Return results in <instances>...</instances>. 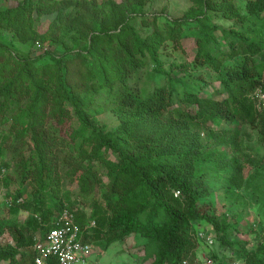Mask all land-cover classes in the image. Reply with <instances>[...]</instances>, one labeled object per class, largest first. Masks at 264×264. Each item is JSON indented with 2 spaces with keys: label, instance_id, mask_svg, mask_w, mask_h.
<instances>
[{
  "label": "trees",
  "instance_id": "1",
  "mask_svg": "<svg viewBox=\"0 0 264 264\" xmlns=\"http://www.w3.org/2000/svg\"><path fill=\"white\" fill-rule=\"evenodd\" d=\"M223 2L221 18L232 21L230 15L239 12L241 25L228 28L218 25L208 12L212 5L195 16L205 38V56L217 69L220 82L218 94L206 97L200 94L201 86H176L175 77L164 68L155 41L164 39L165 35L154 31L151 36H142L132 23L143 8L140 0H125L113 31L101 29L100 33L92 34V40H86L83 49L54 56L52 63L35 67L29 56L11 61L8 58L10 47L0 41V96L6 97L0 98V106L11 113L20 99L28 101L27 107L17 114L14 109L16 123H23L14 128V136L29 149L19 166V170H25L22 182H39L37 195L43 207L42 224L35 216L27 223L12 217L0 218V237L8 231L14 241L0 244V263L16 264L19 259L17 264H33L37 255L34 244L40 235L28 238L27 232L41 225L44 236L59 211L69 205L64 203L70 198L69 194L65 199L48 194L62 163L75 177L84 175L82 193L88 195L99 188V181H95V174L91 175L87 160L101 162L105 153L113 151L118 161H110V170L104 168L110 177L109 187L103 192L106 207L95 197L91 218L80 219L79 212L75 211L80 225L90 219L96 221L94 236L104 227L121 230L120 237L138 232L148 239L147 248L154 253L152 264H183L185 260L195 261L193 258L197 256L189 229L193 228L198 241H203L199 232L210 235L213 231L222 244L243 246L244 253L235 255L241 258V264H264V238H259L252 249L246 248L244 239L229 238L233 230L236 233L242 230L238 223L217 214L216 205L209 200L208 180L198 168L200 160L212 158L204 155L202 141L198 138L200 133L192 129L198 120L208 122L236 117L257 126L264 138V111L251 99L256 89L264 91V44L256 37L258 32L254 28L258 20H264V0ZM57 3V0H23L18 7L0 5V23L15 10L35 7L37 13H42L48 6L55 8ZM76 19L73 18L72 24ZM219 28H224L230 47L219 48L221 60L217 61V53L211 54L214 52L208 45L212 39H217L213 33ZM101 35L109 42L118 41L116 46L111 44V57L95 46ZM259 53L261 61L257 59ZM147 65L154 66L150 80L140 84L139 70ZM165 75L174 80L170 85L163 81ZM132 79L135 85L131 84ZM100 95L103 98H98ZM218 95L223 98L218 99ZM101 99L112 104V109L121 116L123 122L118 129L104 131L98 127ZM70 107L78 117L77 123L69 122ZM132 125L151 128L146 136L136 140V146L123 138ZM68 130L71 132L67 139L73 151L70 156L62 157L58 153L66 144L62 135ZM237 133L229 137L236 146ZM228 160V156H223L218 163L221 168L232 170L233 167L230 177L241 185L242 163L236 158ZM16 203H20L18 199ZM84 236L87 241L91 240L88 232ZM213 257L214 264L225 263L217 254Z\"/></svg>",
  "mask_w": 264,
  "mask_h": 264
},
{
  "label": "rangeland",
  "instance_id": "2",
  "mask_svg": "<svg viewBox=\"0 0 264 264\" xmlns=\"http://www.w3.org/2000/svg\"><path fill=\"white\" fill-rule=\"evenodd\" d=\"M21 1L23 0H0V5L3 8L18 7ZM57 1L55 8L50 9L48 6L42 13H37L36 8L32 7L20 12L15 10L5 18L6 20H2L0 41L10 47L11 55H8V58L11 61L29 56L36 67V65L52 63L54 56H60L66 52L74 53L76 49H83L86 40H92V34L100 33L101 29L113 31L117 27L116 16L119 15L120 8L125 5V0ZM140 1L143 8L140 10L141 13L133 18L132 23L142 36H151L150 34L154 31H160L165 35L164 39L155 41V48L164 68L175 77L176 86L189 88L201 86L200 94L202 96L215 94L220 85L217 80L218 72L205 56V38L203 39V33L195 16L201 15L203 10L212 5L213 8H208V12L214 17L213 20L218 25L228 28L231 25L237 26L243 23L238 20L239 12L232 13L230 15L232 21H227L221 18L223 17L221 14L223 0ZM74 17L77 19L72 24L71 21ZM224 28L214 31L213 37L217 39H212L208 45L209 50L214 52L211 54L217 53V61L221 60L219 48L226 50L230 47L228 44L230 39L226 38L223 33ZM254 28L258 32L256 37L264 44V20H258ZM242 30L246 33L244 28ZM111 44L116 46L118 41L109 42L105 35H101L95 46L111 57ZM257 59L262 60L261 53L257 55ZM10 63L13 64V62ZM151 67L154 66L147 65L140 68V84L149 82V75L152 74ZM163 81L170 85L174 80H170L169 76H166ZM131 84L135 85V79L131 80ZM253 94L254 91L251 93V99L257 106ZM217 97L218 99L223 98L221 95ZM0 98L3 100L6 97L2 94ZM98 98H103V96L100 95ZM99 104L98 127L104 131L118 129L123 120L112 109V104L103 99L99 101ZM27 105L28 101L22 98L11 108V113L7 109L2 110L0 106V171L2 172L0 177V218L12 217L22 223H27L31 216H35L42 224L43 207H41V199L37 195L40 188L39 182L30 180L22 182L25 170L23 172L19 170L20 164L29 154L28 145L24 143L26 145L24 148V144H21L19 139L14 136V128L23 124L16 123V118L13 116L14 109L16 108L15 113L17 114L21 108H25ZM194 110L196 111L198 108ZM68 119L71 124L77 123L78 120L71 107ZM194 124L192 129L200 133L198 138L202 141L204 155L212 156L209 160L198 162V168L203 170V178L209 183L211 192L209 200L216 205L217 214L226 216L229 222L239 224L242 231L236 233L233 230L229 238L231 240L244 239L242 241L246 242V248L252 249L259 238H264V138L257 126L248 121L242 122L236 117L231 120L226 116V120L216 119L208 122L198 120ZM66 126L68 128L69 123ZM150 129L148 126L132 125L123 138L136 146V140L146 136ZM236 131H238L237 146L233 144L232 140H229V137ZM70 132L71 130H68L67 133L64 131L62 135L66 138L63 150L58 153L62 157L70 156L73 151L69 146L72 143L67 139ZM223 156H228L229 162L236 158L242 163L243 180L239 182L241 185H237L230 177L233 167L232 170L221 168V164L218 162ZM102 158L101 162L103 163L96 159L87 160L91 175L95 174V181H99L98 189L91 190L88 195H84L82 193L84 175L82 178L75 177L70 173V169L65 168L62 163L48 194L53 198L59 196V199H65V195L69 194L70 198L64 200V203L77 210L80 219L91 218L95 197L99 198L106 207L103 192L109 187L110 177L104 168L110 170L112 166L110 161H118L113 151L105 153ZM16 199L20 203L15 204ZM40 227L28 231V238L40 235L37 238L41 239L44 231ZM205 227L210 228L211 225H205ZM95 228L96 226L89 228L88 233L94 247L90 258L93 259L92 261H97V264H152L154 261V253L147 248L148 239L140 233L133 232L120 237L121 230H109L104 227L98 229V235L94 236ZM188 235L194 239V252L197 254L193 258L195 261L188 260V264H214V253L225 261L224 264L230 262L232 264L234 260H241L237 252L244 253L243 246L241 247L239 243L235 246L222 244L213 231L209 235L212 242L198 241L193 228L189 229ZM13 242L8 231H5L0 237L1 245ZM236 254L239 256H235ZM16 261L20 263L19 259ZM0 264H8V262L2 261Z\"/></svg>",
  "mask_w": 264,
  "mask_h": 264
},
{
  "label": "built area",
  "instance_id": "3",
  "mask_svg": "<svg viewBox=\"0 0 264 264\" xmlns=\"http://www.w3.org/2000/svg\"><path fill=\"white\" fill-rule=\"evenodd\" d=\"M256 105L264 111V91L256 89L253 94ZM2 172L0 171V177ZM74 209L65 205L55 217L52 226L45 232L43 239H36L34 249L37 252L33 264H88L93 253V244L85 239L84 234L89 228L96 226V221L90 219L84 225L77 222ZM90 218V217H88ZM203 241L212 242V238L201 231L198 233ZM188 264V260L183 262ZM232 264H241L234 260Z\"/></svg>",
  "mask_w": 264,
  "mask_h": 264
},
{
  "label": "crops",
  "instance_id": "4",
  "mask_svg": "<svg viewBox=\"0 0 264 264\" xmlns=\"http://www.w3.org/2000/svg\"><path fill=\"white\" fill-rule=\"evenodd\" d=\"M93 260V259H92ZM91 258L89 259L88 264H97V261H92Z\"/></svg>",
  "mask_w": 264,
  "mask_h": 264
},
{
  "label": "clouds",
  "instance_id": "5",
  "mask_svg": "<svg viewBox=\"0 0 264 264\" xmlns=\"http://www.w3.org/2000/svg\"><path fill=\"white\" fill-rule=\"evenodd\" d=\"M95 227V226H94Z\"/></svg>",
  "mask_w": 264,
  "mask_h": 264
}]
</instances>
